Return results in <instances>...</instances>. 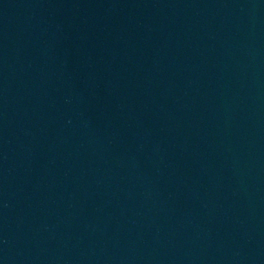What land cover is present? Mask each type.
<instances>
[{
    "label": "water",
    "instance_id": "95a60500",
    "mask_svg": "<svg viewBox=\"0 0 264 264\" xmlns=\"http://www.w3.org/2000/svg\"><path fill=\"white\" fill-rule=\"evenodd\" d=\"M0 264H264V0H0Z\"/></svg>",
    "mask_w": 264,
    "mask_h": 264
}]
</instances>
